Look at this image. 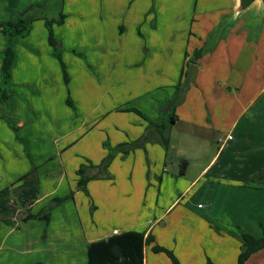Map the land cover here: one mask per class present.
<instances>
[{"label": "crops", "instance_id": "obj_1", "mask_svg": "<svg viewBox=\"0 0 264 264\" xmlns=\"http://www.w3.org/2000/svg\"><path fill=\"white\" fill-rule=\"evenodd\" d=\"M47 1L0 0V24ZM198 1L205 15L180 19L199 21L203 33L217 23L208 15L213 2L224 15L234 7L233 0ZM151 4L65 0L66 19L54 34L65 48L69 85L43 19L15 43L11 95L0 105V190L17 183L33 162L40 194L32 214L73 195L52 211L49 223L2 224L0 264H88L91 243L129 231L155 237L145 246V264H173L153 252L155 245L172 251L180 264H237L240 235H264V34L249 42L244 28L208 46L193 67L170 132L169 158L160 144H148L146 151L118 155L104 173L91 168L89 196L78 188L81 165L101 164L109 153L106 142L116 147L144 134L147 121L130 109L158 118L181 81L186 53L203 47L210 35L192 34L191 25L185 34H160L158 25L150 30ZM4 50L0 29V83ZM12 125L20 128L29 154ZM246 264H264V250Z\"/></svg>", "mask_w": 264, "mask_h": 264}, {"label": "trees", "instance_id": "obj_2", "mask_svg": "<svg viewBox=\"0 0 264 264\" xmlns=\"http://www.w3.org/2000/svg\"><path fill=\"white\" fill-rule=\"evenodd\" d=\"M34 6L25 10L17 21L0 24V29L5 36V50L1 56L0 105L6 102L11 95L9 84L16 62L14 49L15 43L18 39L25 38L31 33L33 23L36 20L43 19L45 21L49 33L48 40L52 47L53 55L61 63L66 85H69L70 83L67 67L63 60L65 49L61 40H59L54 34V27L57 25H63L66 15L61 12L57 18H41L35 13H32L31 10ZM74 53L81 55L75 51ZM202 56L203 51L197 50L194 53L193 62L200 60ZM190 61H192V59H190ZM184 74L185 69H183V76ZM186 88L187 87H185V90ZM185 90H182V86L178 85L174 96L161 104L159 116L155 120L147 118L137 109H130L129 111L138 113L147 121V127L144 134L135 141L123 143L114 148H110L107 157L98 166L92 164H90V166L86 164L81 165L78 171L80 176L78 188L89 196L87 184L92 177H89L86 174L91 168H97L100 172L104 173L108 170L118 155L121 154L126 156L136 149H144L146 151V146L148 144H160L169 158L172 155L170 132L177 122L178 118L176 109L178 105L183 102ZM68 104L71 105V107H74L70 98H68ZM11 127L16 133L17 139L25 145L27 154H29L28 146L20 134V128L16 126ZM104 146H108V144L105 143ZM186 166L187 164L183 165L181 175L185 174ZM38 170L37 166L32 165L30 172L21 177L17 183H13L11 186L0 190V227L2 224H5L17 228L16 220L18 219L23 223L29 220H41L49 223L52 211L59 207L64 201L72 197L73 194L66 197L54 198L41 210V212L38 214H32L30 207L39 199L40 194ZM22 210L24 211L23 217L20 219L19 215ZM239 238L241 240V251L238 256L237 264H246L252 255L264 250V235L257 238L251 234L243 233ZM152 243H155V237L151 234L146 237L143 233L129 231L119 235H113L107 239L95 241L88 246V264H145L144 249L146 245H151ZM152 250L154 253H165L171 259L173 264H180L178 258L172 251L158 245L153 246ZM206 264L215 263H213L211 259H208Z\"/></svg>", "mask_w": 264, "mask_h": 264}, {"label": "rangeland", "instance_id": "obj_3", "mask_svg": "<svg viewBox=\"0 0 264 264\" xmlns=\"http://www.w3.org/2000/svg\"><path fill=\"white\" fill-rule=\"evenodd\" d=\"M189 2H190V0H152L151 8L147 12V15L150 18H152L151 20H149L147 22L150 25V30H152L153 26L158 25V27H160V34H185L186 30L189 28V25H191V27H192V34H210L208 36L207 40L205 41L206 44L203 47L194 50L192 52V54H189L188 52L186 53L187 64L183 68V69H185V74L183 76V70H182L181 81L178 83V85L182 86V90H185V87H187L186 90L184 91L183 97H185V94H186L187 90L189 89V86L191 83L190 81L192 80L194 70H195L193 67H195L196 63L199 61V60L198 61L196 60L197 62L196 61L193 62L194 53L197 50H202L203 55H204V53L207 50L206 48H208V46L212 47L215 45L216 39H214L213 37L220 35V34H230V32L232 30H237V28H241V29L244 28V30H246V32L248 34L247 41H249V42L257 41L260 38V36H262V34H264V16L259 17V16L255 15V12L251 11V9H250V10L246 11L241 16L240 22H237L235 26H231V25H228V23L222 21V20H224L223 19L224 17H227V15H224L226 13L222 14V12L216 10L217 9L216 7H218V4L216 2L212 3L214 10H210L208 15H210L211 20L217 19V21H216L217 23L212 28L210 33L209 32L203 33L198 28V26L200 24L199 21L195 22V24L191 23V24L187 25L186 22H183L184 19H182V20L180 19V18H184V17L185 18L189 17V14L190 13L194 14V12H195L194 15L198 14V16L196 17V19H198V20H200V18L203 16V14L199 15L200 12H202V13L204 12V15H205L206 12L202 11L203 6H202V3L200 1H198V5H197V0H193L191 7H189ZM64 3H65V0H48L42 6L39 4L35 5L31 11H32V13H35L38 17H40V15H43L42 18H44V17H48L49 19L57 18L61 12L64 13ZM204 8H206V7H204ZM157 15L160 16L161 18H164V19L154 20L155 16H157ZM40 20H42V19H40ZM151 25H152V27H151ZM143 26H145V24H140L138 26V28H137L138 34H140V33L143 34V32H142ZM144 30L146 31V26H145ZM139 31H140V33H139ZM252 34H255V35L252 36ZM25 38H28V36ZM175 48H176V46L174 45V49ZM190 59H192V61H190ZM187 82H188V86H187ZM0 86H1V83H0ZM9 87H10V84H9ZM176 87H175V90H176ZM182 103H180L178 105V107L176 109V114H177L178 108L180 107V105ZM4 104H5V102L2 105H4ZM11 129H12V127H11ZM107 144H108V146H104V148L107 149L109 152V149L114 148V147H111V145L109 143H107ZM25 151H26V149H25ZM26 154H27V151H26ZM205 155L206 154H204L203 157ZM32 165L37 166L39 169V166L34 164L33 162L31 164V168H32ZM31 168H30V170H31ZM30 170L27 173H29ZM71 194H73V192ZM71 194H69V195H71ZM69 195H67V196H69ZM63 197H66V196H63ZM215 232L216 233L219 232L217 228H215Z\"/></svg>", "mask_w": 264, "mask_h": 264}, {"label": "water", "instance_id": "obj_4", "mask_svg": "<svg viewBox=\"0 0 264 264\" xmlns=\"http://www.w3.org/2000/svg\"><path fill=\"white\" fill-rule=\"evenodd\" d=\"M234 7L227 17H224L222 21L228 23V25L235 26L241 19V16L248 10L255 12V15L264 16V0H233ZM224 34L215 36L216 41L219 40Z\"/></svg>", "mask_w": 264, "mask_h": 264}]
</instances>
